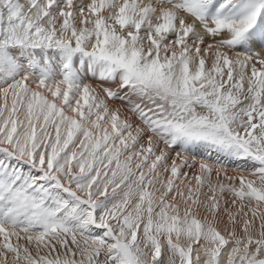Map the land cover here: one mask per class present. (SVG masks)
Segmentation results:
<instances>
[{
	"label": "snow or ice",
	"instance_id": "snow-or-ice-1",
	"mask_svg": "<svg viewBox=\"0 0 264 264\" xmlns=\"http://www.w3.org/2000/svg\"><path fill=\"white\" fill-rule=\"evenodd\" d=\"M0 264H264V0H0Z\"/></svg>",
	"mask_w": 264,
	"mask_h": 264
}]
</instances>
